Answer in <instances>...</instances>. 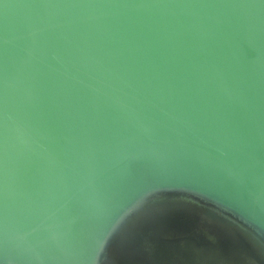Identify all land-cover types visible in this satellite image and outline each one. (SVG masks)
<instances>
[{
	"label": "water",
	"instance_id": "obj_1",
	"mask_svg": "<svg viewBox=\"0 0 264 264\" xmlns=\"http://www.w3.org/2000/svg\"><path fill=\"white\" fill-rule=\"evenodd\" d=\"M0 264H264V0H0Z\"/></svg>",
	"mask_w": 264,
	"mask_h": 264
}]
</instances>
